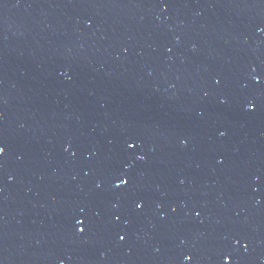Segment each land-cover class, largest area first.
Listing matches in <instances>:
<instances>
[{
  "label": "water",
  "instance_id": "obj_1",
  "mask_svg": "<svg viewBox=\"0 0 264 264\" xmlns=\"http://www.w3.org/2000/svg\"><path fill=\"white\" fill-rule=\"evenodd\" d=\"M0 147V264H264V0H0Z\"/></svg>",
  "mask_w": 264,
  "mask_h": 264
},
{
  "label": "snow or ice",
  "instance_id": "obj_2",
  "mask_svg": "<svg viewBox=\"0 0 264 264\" xmlns=\"http://www.w3.org/2000/svg\"><path fill=\"white\" fill-rule=\"evenodd\" d=\"M3 151H4V149L2 148V147H0V153H3ZM121 183L122 184H127L128 183V181H126V180H123V181H121ZM140 205H137V207H139ZM81 231H83V229H81ZM120 239L121 240H123L124 239V237L123 236H121L120 237Z\"/></svg>",
  "mask_w": 264,
  "mask_h": 264
}]
</instances>
